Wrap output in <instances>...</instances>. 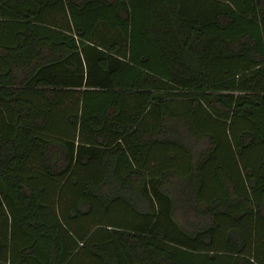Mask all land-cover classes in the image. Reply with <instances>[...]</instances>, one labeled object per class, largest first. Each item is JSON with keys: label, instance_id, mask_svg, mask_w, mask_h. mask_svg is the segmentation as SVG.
I'll list each match as a JSON object with an SVG mask.
<instances>
[{"label": "trees", "instance_id": "obj_1", "mask_svg": "<svg viewBox=\"0 0 264 264\" xmlns=\"http://www.w3.org/2000/svg\"><path fill=\"white\" fill-rule=\"evenodd\" d=\"M0 264H264V0H0Z\"/></svg>", "mask_w": 264, "mask_h": 264}]
</instances>
